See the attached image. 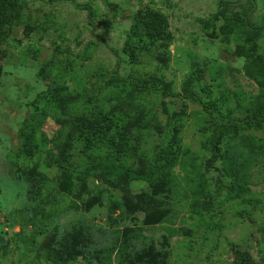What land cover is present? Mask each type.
Segmentation results:
<instances>
[{"label":"rangeland","instance_id":"374dc122","mask_svg":"<svg viewBox=\"0 0 264 264\" xmlns=\"http://www.w3.org/2000/svg\"><path fill=\"white\" fill-rule=\"evenodd\" d=\"M264 264V0H0V264Z\"/></svg>","mask_w":264,"mask_h":264},{"label":"trees","instance_id":"16d2710c","mask_svg":"<svg viewBox=\"0 0 264 264\" xmlns=\"http://www.w3.org/2000/svg\"><path fill=\"white\" fill-rule=\"evenodd\" d=\"M234 252L236 253L237 260L240 264L247 261L246 255L243 254L240 250H234Z\"/></svg>","mask_w":264,"mask_h":264}]
</instances>
